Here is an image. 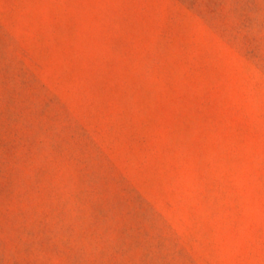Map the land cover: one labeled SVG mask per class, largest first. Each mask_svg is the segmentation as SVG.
<instances>
[{"label":"rangeland","instance_id":"1","mask_svg":"<svg viewBox=\"0 0 264 264\" xmlns=\"http://www.w3.org/2000/svg\"><path fill=\"white\" fill-rule=\"evenodd\" d=\"M0 264H264V0H0Z\"/></svg>","mask_w":264,"mask_h":264}]
</instances>
